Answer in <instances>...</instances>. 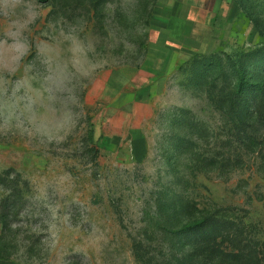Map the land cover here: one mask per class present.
<instances>
[{
  "label": "rangeland",
  "instance_id": "rangeland-1",
  "mask_svg": "<svg viewBox=\"0 0 264 264\" xmlns=\"http://www.w3.org/2000/svg\"><path fill=\"white\" fill-rule=\"evenodd\" d=\"M0 264H264V0H0Z\"/></svg>",
  "mask_w": 264,
  "mask_h": 264
},
{
  "label": "trees",
  "instance_id": "trees-1",
  "mask_svg": "<svg viewBox=\"0 0 264 264\" xmlns=\"http://www.w3.org/2000/svg\"><path fill=\"white\" fill-rule=\"evenodd\" d=\"M247 88V82L244 78V76H242V74H240V78L238 79L237 83H236V95H243L245 92V89ZM261 91H263L262 88H260ZM205 224L200 223V224H195V225H190L187 226L186 228H184L183 230H181V233H185V234H193L196 230H200V229H204Z\"/></svg>",
  "mask_w": 264,
  "mask_h": 264
}]
</instances>
